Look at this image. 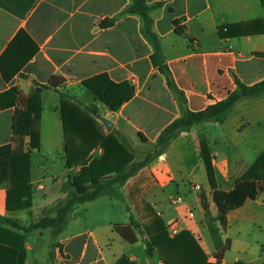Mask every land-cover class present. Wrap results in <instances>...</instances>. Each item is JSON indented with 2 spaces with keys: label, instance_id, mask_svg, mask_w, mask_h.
Instances as JSON below:
<instances>
[{
  "label": "crops",
  "instance_id": "0c3cea01",
  "mask_svg": "<svg viewBox=\"0 0 264 264\" xmlns=\"http://www.w3.org/2000/svg\"><path fill=\"white\" fill-rule=\"evenodd\" d=\"M159 2L163 5L154 9ZM147 3L153 7L154 32L188 110L200 112L227 100L237 90L236 80L246 86L264 80V57L259 56L264 53L261 0ZM131 4V0H0V58L22 31L39 48L9 82L0 70V94L17 87L32 102L38 94L42 105L40 148L30 155L31 206L24 208L28 195L10 196L8 185L3 184L0 216L19 222L26 221V216L35 219L44 208L68 196L71 181L84 168L103 159L105 150L98 144L83 160L75 159L67 166L63 110L77 119L69 131L70 153H87L100 134L111 137L115 151L107 162L116 170L133 160L144 162L165 129L182 115L166 77L152 64L154 48L142 34L141 18L130 12ZM106 19L113 23L102 27ZM174 19L186 27L185 35L176 33ZM100 74L133 86L132 98L119 111L106 107L82 86L84 80ZM52 77L64 81L57 89L38 92V85H48ZM89 108H95L97 115L91 116L95 123L86 130L82 119L88 120L84 111ZM14 114L13 108H0V147L12 141ZM99 117L110 120L112 128ZM263 153L264 94L243 97L223 122H199L177 136L118 186L120 197L101 196L80 204L72 220L88 219L95 204L118 206L117 219L77 226L75 234L66 237L61 236L63 230L53 253L52 248L42 247V230L28 234L14 230L25 236L23 251L11 253L14 264H53V259L61 264L64 253L70 257L68 264H117L124 255L136 264H151V260L164 264L159 257L147 256L144 238L132 224L142 223L146 229L156 217L167 231L175 223L181 232L189 231L212 262L264 264V184L255 200H247L227 215L225 225L214 202V187L233 190ZM53 154L59 157L57 172L56 162H50ZM176 197L181 201L175 205Z\"/></svg>",
  "mask_w": 264,
  "mask_h": 264
},
{
  "label": "trees",
  "instance_id": "16d2710c",
  "mask_svg": "<svg viewBox=\"0 0 264 264\" xmlns=\"http://www.w3.org/2000/svg\"><path fill=\"white\" fill-rule=\"evenodd\" d=\"M131 2L130 12L141 18L143 23L142 34L154 48V53L151 56L152 64L166 77L168 87L182 106V115L168 126L158 139L157 149H161L160 151H155L153 154L148 155L144 162L133 160L116 170L109 166L107 162L110 155L115 151L114 140L111 137H104L100 134L96 137V143L89 148L87 153H70L71 140H69V131L73 128L72 124L77 119H74V115H69V112L63 110L67 166L70 167L75 159L77 161L83 160L93 146L98 144L105 150L103 159L95 162L91 168H84L79 176L73 178L71 186L76 188L79 195L76 198L68 197L65 204L63 205L62 203V206L56 209L55 216L43 217L37 222L32 223L28 228L23 227L18 221L12 218L0 216V225L7 226L10 229H0V264H14V258L11 253L16 250L23 251L25 242L24 234H28L34 230L53 229L59 232L56 235L58 236L65 229L69 216L77 205L91 202L101 196L108 195L104 191L110 188L112 183H125L142 166L157 157L177 136L189 131L196 123L223 122L226 115L241 98L264 94V80L252 86H246L239 80H236L237 90L227 100L212 105L200 112L188 110L186 108L185 95L177 87L166 64L161 39L154 32L153 7L148 5L147 0H131ZM261 2L264 5V0H261ZM162 5L159 2L154 6V9L160 8ZM112 23L110 19H106L102 21L101 26L109 27ZM173 25L175 26L177 34L185 35L186 27L181 25L179 19H174ZM220 35H224L222 29H220ZM38 50L37 44L29 35L24 31L20 32L0 58V70L4 80L9 82L14 76L18 75L21 69L37 54ZM259 56L264 57V53L259 54ZM63 81L60 77H52L48 85H38V92H41L43 89H57ZM82 86L96 100L112 111H119L134 94V88L129 83L117 84L107 74H100L84 80ZM60 95L62 97L68 96L63 93ZM34 100L32 102L29 98L24 97L17 87H13L0 94V108H13L15 112L12 141L10 144L0 147V186L7 184L8 194L10 196L19 197L28 195V202L25 203L24 208L31 206V196L29 194L31 191L30 155L39 151L40 148L38 122L42 113V105L38 94ZM84 114L88 117V120L86 118L82 120H84V125L87 126L86 130H89L91 129L90 123H95V119L91 116L97 115V110L95 108H89L84 111ZM85 138L84 140H87ZM84 142L87 143L88 141ZM125 161L126 158H120V162L124 163ZM118 172L119 174L113 180L100 184V182L108 178V175L117 174ZM209 177L213 182V175L210 168ZM85 184H91L95 187L94 192L84 195L85 193L82 190H85L83 189L86 187L84 186ZM263 184L264 153L258 158L250 170L237 181L233 190L226 192L214 187V202L218 207L219 218L222 224H226L227 215L231 211L242 207L247 200H255L263 191ZM136 226L139 228L138 225ZM14 230L21 231L24 234L14 232ZM139 232L142 236L148 238L146 240L148 255L153 257L154 252H158L164 264H182L179 259L185 255L201 256V259L196 263L191 262L190 264H208L206 254L197 239L189 231H182L178 235L170 237L163 220L156 217L146 230L139 229ZM117 264L132 263L129 262L127 256H123Z\"/></svg>",
  "mask_w": 264,
  "mask_h": 264
},
{
  "label": "rangeland",
  "instance_id": "374dc122",
  "mask_svg": "<svg viewBox=\"0 0 264 264\" xmlns=\"http://www.w3.org/2000/svg\"><path fill=\"white\" fill-rule=\"evenodd\" d=\"M102 112V109H100V113ZM227 116V115H226ZM144 149H148V147H146V148H143V150ZM161 149H155V151H160ZM154 151V152H155ZM132 154H135V153H132ZM58 159H59V157H58V155L57 154H53L52 155V157H51V160H50V162L52 163L53 162V160L56 162V167H55V169H54V172H57V171H59L60 170V166H59V162H58ZM38 160V162H40L41 160L40 159H37ZM138 160V159H137ZM140 162V161H139ZM47 164V163H46ZM119 174V172L117 173V174H111V175H108V178H106V180L105 181H102V182H100V184H104V183H108L110 180H113L117 175ZM120 184H113L112 183V185H111V187L110 188H108L107 190H105L104 191V193H107L108 195H110L111 197H120V194H119V191H118V186H119ZM84 186H86L85 188H83V189H85V190H82L85 194L84 195H87V194H91V193H93L94 192V190H95V187H93L91 184H85ZM78 193H77V191H76V188L75 187H68V196H66L64 199H62L61 201H57V202H55L53 205H51V206H49V207H46V208H44L43 209V211L41 212V214L42 215H37V216H39V217H37V216H35V219H34V217L32 216V217H30V218H28L27 216H26V221H23V222H19V224L20 225H22L23 227H25V228H28L32 223H34V222H37L38 220H40L41 218H43V217H53V216H55V211H56V209L58 208V207H60V206H62V203H63V205L65 204V201H67V198L69 197V198H76V197H78ZM107 196V195H106ZM88 202H86V204H87ZM82 204H84V203H82ZM78 206V207H77ZM76 207H77V210L78 211H80V207H82L80 204L79 205H77ZM94 206V207H93ZM93 206H91L90 208V210L88 211V214H87V217L86 218H88V219H84V220H79L78 222H73V218H74V212H75V209H76V207H75V209H74V211L70 214V216H69V220H68V223H67V225H66V227H65V229H64V232L62 233V235L61 236H64V237H66V236H70V235H73V234H75V232H76V229H77V226H85V225H91L92 223H94L95 221H102V220H105V219H107V220H110L112 217L113 218H115V219H117V217H119L118 215H117V213H118V206L116 207H111V206H108V205H98V204H95V205H93ZM85 207H86V205L84 206V209H85ZM109 212V213H113V215H110V216H106V215H104L103 213L104 212ZM103 212V213H102ZM38 213H39V211H38ZM37 213V214H38ZM111 217V218H110ZM88 220V221H87ZM70 222V223H69ZM133 222V221H132ZM68 224H69V226H68ZM133 225H134V227H135V229L136 230H138V232H139V229H144V230H146L145 228H143L142 227V223L141 224H137V223H135V222H133L132 223ZM136 225H138L139 226V228L136 226ZM38 231H41V230H38ZM43 231V237H42V241H43V245H42V247L44 248V250L45 251H48V250H51V248H52V251H51V253H53L56 249H55V247L57 246V244H58V240H57V234L59 233V232H57L56 230H53V229H47V230H42ZM62 232V231H61ZM140 233V232H139ZM168 233H169V235H171L170 234V230H168ZM142 236V235H141ZM143 238H144V242H145V244H146V240L148 239V238H146L145 236H142ZM40 239V238H39ZM41 240V239H40ZM76 244L74 245V252H75V250H76ZM64 250V249H63ZM146 253H147V250H146ZM124 256H127V255H124ZM147 256L148 257H150L149 255H148V253H147ZM160 255L158 254V252H154V254H153V257H150V258H154V257H159ZM63 257V260H62V263L61 264H68V260H69V256L67 255V254H65L64 253V255L62 256ZM127 258L129 259V262H131L132 264H134V261H132L131 259H130V256L128 255L127 256ZM160 258V257H159ZM199 259H201V256H195V255H185V256H183L181 259H179V261L182 263V264H190L191 262L192 263H196ZM53 261V264H58V262H56L55 261V259H53L52 260ZM66 261V262H65ZM207 263L208 264H217V263H215V262H212V261H210L209 259H208V257H207ZM136 264V263H135ZM200 264V263H199Z\"/></svg>",
  "mask_w": 264,
  "mask_h": 264
},
{
  "label": "built area",
  "instance_id": "2783aa9c",
  "mask_svg": "<svg viewBox=\"0 0 264 264\" xmlns=\"http://www.w3.org/2000/svg\"><path fill=\"white\" fill-rule=\"evenodd\" d=\"M180 201H181V198H180V197H176L173 203L176 205V204H178ZM169 230H170V234H171L172 237L178 235V234L181 232V230H180V226H179L177 223L171 225V226L169 227Z\"/></svg>",
  "mask_w": 264,
  "mask_h": 264
},
{
  "label": "water",
  "instance_id": "95a60500",
  "mask_svg": "<svg viewBox=\"0 0 264 264\" xmlns=\"http://www.w3.org/2000/svg\"><path fill=\"white\" fill-rule=\"evenodd\" d=\"M99 119L108 127V129L112 128V122L110 120H108L105 117H99ZM154 260H151V264H153Z\"/></svg>",
  "mask_w": 264,
  "mask_h": 264
}]
</instances>
